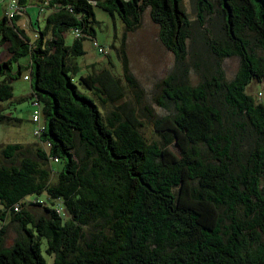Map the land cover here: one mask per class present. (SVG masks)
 I'll use <instances>...</instances> for the list:
<instances>
[{"label":"trees","instance_id":"16d2710c","mask_svg":"<svg viewBox=\"0 0 264 264\" xmlns=\"http://www.w3.org/2000/svg\"><path fill=\"white\" fill-rule=\"evenodd\" d=\"M26 1L0 20L10 54L0 61V124L19 120L8 108L11 81L28 70L27 97L39 102L43 128L31 131L34 154L20 141L0 146V264H47L42 243L48 264H264V99L246 90L264 78V0H216L215 12L197 0V26L214 12L222 33L208 38L213 65L201 73L193 62L195 84L182 0H48L33 41L13 22ZM93 5L122 23L109 46L118 73L83 72L76 61L87 38L108 51L94 38ZM144 10L173 55L154 97L172 111L156 117L140 107L154 126L149 140L138 108L124 101L126 88L140 99L125 45ZM229 56L239 65L225 79L220 61ZM22 57L28 65L13 71ZM8 225L15 236L5 244Z\"/></svg>","mask_w":264,"mask_h":264},{"label":"rangeland","instance_id":"374dc122","mask_svg":"<svg viewBox=\"0 0 264 264\" xmlns=\"http://www.w3.org/2000/svg\"><path fill=\"white\" fill-rule=\"evenodd\" d=\"M213 4L214 12L219 9L216 0H209ZM197 0H182V6L191 21V41H187V56L186 63L189 67L188 79L191 84L198 81L199 73H203L205 69L213 65V56L207 46L208 38L211 36L219 37L222 31V21L217 13H212L206 16L201 27L196 23V4ZM203 1L198 6H201ZM38 9V8H37ZM34 10V9H33ZM35 11V10H34ZM92 11L94 18L98 21L93 25L94 38L99 45L108 48L107 54L102 55L97 52L92 45V39H84L82 47L84 54L77 57L81 70L86 72L91 69H98L100 67L110 68L114 73L119 72V65L116 59L114 50L109 49L111 43L117 46L123 26L116 13L110 15L107 11L100 7L93 5ZM39 12V10H38ZM35 13L33 19H35ZM45 15H40L38 18V25L33 24L34 29L42 28L44 25ZM198 27V28H197ZM157 26L150 20L147 10H144L141 15L139 26L132 32L127 33L125 50L128 58L129 72L138 83L140 94L138 97L130 91L129 88L125 90L124 101L132 103L137 107L136 114L141 123L140 130L142 134L149 140L154 139V126L150 118H148L141 106L149 108L153 114L159 115L169 114L171 108H163L154 102V97L158 93V83L161 78L165 77L173 67V55L165 49L160 43L157 36ZM25 32L29 35V29ZM65 43H70L72 35L67 31L64 36ZM255 51V48H253ZM259 53V50L256 49ZM2 55V54H1ZM0 56V60H1ZM24 57L21 58L23 60ZM195 62L198 65L200 72L196 71V67L192 64ZM239 60L237 56L224 57L220 61V69L225 79H231L238 69ZM12 98L8 103V108L12 116L18 118V121H11L8 124H0V146L4 143L20 141L31 153H35L36 144L31 131L34 124L30 121V114L32 106L27 97L30 87L27 81L21 77H17L11 81ZM247 93L254 96L257 100L264 99V78L260 82L253 81L247 86ZM261 95H260V93ZM135 97H137L135 99ZM137 100V102H136ZM6 105V104H5ZM4 105V106H5ZM40 119L43 120V115L40 114ZM39 148V147H38ZM32 155V154H31ZM53 168L59 167V163L50 161ZM264 182V181H263ZM39 209V207H33ZM15 236L13 225H8L5 232L4 242L9 244ZM41 255L45 262H50V257L44 253V243L41 244Z\"/></svg>","mask_w":264,"mask_h":264},{"label":"crops","instance_id":"0c3cea01","mask_svg":"<svg viewBox=\"0 0 264 264\" xmlns=\"http://www.w3.org/2000/svg\"><path fill=\"white\" fill-rule=\"evenodd\" d=\"M7 1L8 0H0V20L3 16V12H4V9L7 5ZM21 12L15 16V20L13 21L14 22V25L22 30V33L24 34V36L29 40V41H33L34 37H35V34H36V31L37 29H34L33 27V24L35 22L36 25H38V18L40 15H46L48 13V10L46 8H44L41 12L37 9L38 6L36 3L34 2H31V0H27L26 1V4L25 6L21 7ZM35 11H34V10ZM35 13V19H33V14ZM26 29H29V33H31V35L27 34L25 32ZM72 35V34H71ZM7 46H8V43L7 42H4V43H0V56H1V60H5L9 57L10 54H8L6 52V49H7ZM2 54V55H1ZM29 62V60L27 59V57H24L23 60H21V58H18L16 60V62H12L11 63V69L13 71H15L16 69H18V65H28L27 63ZM28 70H25L23 71L22 74L19 75V77H21L24 81H27L28 83L30 82L29 81V78H24L23 76L26 75L25 73H27ZM30 87V86H29ZM29 94V93H28Z\"/></svg>","mask_w":264,"mask_h":264},{"label":"built area","instance_id":"2783aa9c","mask_svg":"<svg viewBox=\"0 0 264 264\" xmlns=\"http://www.w3.org/2000/svg\"><path fill=\"white\" fill-rule=\"evenodd\" d=\"M46 1L48 0H41V1L31 0V2H34L37 4L40 12L45 8ZM18 10H19V6L17 3V0H8L3 13L7 18H11L15 13L18 12ZM76 34H77L76 30H74V35ZM23 77L26 79L27 75H24ZM29 103L32 106L30 120L34 124V127L32 129V134L38 137L43 128V125L40 120V104L35 98H31L29 100Z\"/></svg>","mask_w":264,"mask_h":264}]
</instances>
